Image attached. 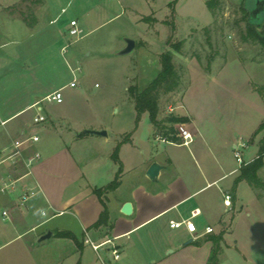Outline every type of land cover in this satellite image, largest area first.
<instances>
[{
  "label": "crops",
  "instance_id": "obj_1",
  "mask_svg": "<svg viewBox=\"0 0 264 264\" xmlns=\"http://www.w3.org/2000/svg\"><path fill=\"white\" fill-rule=\"evenodd\" d=\"M8 15L12 17V11L9 10ZM72 20L79 24V18ZM55 21L56 18L50 22ZM34 22H38V16ZM235 61L239 66L247 63L243 58ZM251 62L264 64L262 60ZM230 64L227 57L212 58L207 72L199 73L217 82L212 96L215 100H208V105L216 111L226 108L231 97H242L234 79L238 75L233 69L225 72L223 79L212 74ZM260 84H264V78ZM257 89L255 85L254 92L262 102L264 93ZM186 92L184 88L182 108ZM41 101L35 99L21 105L0 122L5 126L0 132V187L9 184L4 192L0 191V216L7 223L0 224V249L18 243L7 252L2 264L14 261L17 264H96L95 251L84 243L85 232L96 242L117 237L121 249L119 264H219L220 258L226 256L224 246H229L226 235L233 231L232 222H223L224 212L240 209L247 210L249 215L250 204L256 212H261L262 188L253 187L246 180L238 183L236 180L241 168L258 157L264 138L263 120L251 125L195 124L187 109L182 115L189 119L186 124L194 137L191 144L157 140L159 131L151 121L154 136L151 148L135 144L130 134H120L109 144L106 138L109 135L87 131L94 127L66 128L54 122L41 124L48 120L46 115L45 120L36 122V116L44 115L40 112L43 110L39 106ZM244 103L247 104L246 99ZM133 105L136 111L134 100ZM35 106H39V112L29 114ZM165 108L162 106L159 120L161 125L168 127L174 117L164 121ZM25 114L29 116L20 118ZM33 135H38L39 140L23 144V157H10L17 140ZM119 142H122L120 184L104 196L110 221L96 227L94 224L104 205L94 190L115 179L119 164L112 154ZM162 144L164 150L160 151ZM240 144H245L244 149L250 144L252 148L257 146L258 151L246 161L242 157V162L238 159L235 162V150ZM36 152L41 158L28 167L25 159ZM153 162L163 166L156 180L147 175ZM262 171L263 168L259 171L261 178ZM247 187L250 196L245 194ZM31 189L35 195L22 204V195ZM225 194L231 195L230 207L224 203ZM126 202L132 204V212L128 215L122 212ZM4 211L8 213L6 216ZM194 211L198 213L192 216ZM183 220L188 224L171 227V221ZM216 223L221 226L219 231L214 228ZM208 227L212 232H207ZM48 232H52L51 237L42 239ZM60 232H70L72 236H61ZM212 236L223 238L220 257L214 261H211L215 249Z\"/></svg>",
  "mask_w": 264,
  "mask_h": 264
},
{
  "label": "rangeland",
  "instance_id": "obj_2",
  "mask_svg": "<svg viewBox=\"0 0 264 264\" xmlns=\"http://www.w3.org/2000/svg\"><path fill=\"white\" fill-rule=\"evenodd\" d=\"M207 1L0 0V122L21 105L41 100L65 85L62 103L47 100L39 103L43 107L40 112L49 117L41 124L54 122L66 128L86 126L94 127L88 130H106L109 144L120 134H130L135 144L152 148L150 117L144 114L136 126V111L128 88L146 87L161 70L160 57L165 51L173 52L182 80L177 91L161 95V108L167 107L164 121L170 116L186 117L182 114L188 109L195 124L264 122V100L261 102L254 92L255 85L258 92L263 86L260 83L264 64L251 62L264 61V50L258 43L242 39L241 33L246 28L241 9L244 0H221L216 15ZM54 18L56 21L50 22ZM73 18H79L82 29L78 38L69 33ZM127 38L134 39L136 47L121 54ZM180 40L184 44L181 52H177L172 45ZM66 43L71 45L63 50ZM217 57H227L231 64L212 74L223 79L225 72L233 69L242 95L231 97L222 111L208 105V100H215L212 96L217 82L199 74L207 72L209 61ZM236 58L245 59L246 65L239 66ZM75 77L77 86L68 85ZM184 88L186 107L182 108ZM39 106L33 107L29 114L39 112ZM176 124L187 125L182 121ZM4 129L0 124V132ZM159 147L164 150L163 144ZM241 149L245 161L258 151L251 144ZM234 160L237 162V158ZM262 168L260 178L264 182ZM246 190L245 194L250 196L249 187ZM259 207L261 212H256L250 204L251 215L240 209L224 212L223 222H232L233 231L226 235L229 246H224L226 256L220 258L219 264H264V200ZM0 224H7L1 216ZM214 228L219 231L221 226L216 223ZM17 244L0 249V264ZM221 249L222 246L215 260L219 259ZM103 254L109 256L106 247Z\"/></svg>",
  "mask_w": 264,
  "mask_h": 264
},
{
  "label": "trees",
  "instance_id": "obj_3",
  "mask_svg": "<svg viewBox=\"0 0 264 264\" xmlns=\"http://www.w3.org/2000/svg\"><path fill=\"white\" fill-rule=\"evenodd\" d=\"M207 4L213 13L216 15V10L219 8L221 4V0H208ZM241 9L244 13V19L246 21L245 31H242V39L244 41H253L258 43L261 48L264 50V24L261 28L251 23L249 20L250 12L246 10L244 6V1L242 3ZM29 25H32L30 23ZM184 44L183 40L176 42L172 45V47L177 51L181 52L182 45ZM161 70L155 76V78L143 89L135 86H131L128 88L131 98L135 102L137 116L136 123L138 125L141 117L144 113H148L152 123L157 127L158 134H161L167 137L170 140L177 141L178 138L172 135L175 132V124L179 122L189 121L187 117H183L180 119L174 118L171 122L170 126H163L159 120V115L161 113V101L162 94H168L175 92L179 89L181 84V75L179 67L175 64L174 54L171 51H165L161 54ZM261 93H264V84L261 88H259ZM128 139V138H125ZM122 142L116 146L112 158L119 164V171L115 177V179L110 182L108 185L96 188L94 191L97 196L101 199L104 205V210L102 211L99 220L94 224V226L99 227L101 225L109 224V211L104 200V196L109 191L116 189L120 184V176L122 173V163L119 158V149ZM264 166V138L261 140L259 154L256 159L248 164L244 165L240 170V175L238 176L236 183L241 180H246L250 185L255 188L264 187V182L259 176L260 169ZM61 236H72L70 232H60ZM211 240H213L215 249L211 256V261L216 259V256L220 250L221 242L223 240L222 236H212ZM210 264V263H209Z\"/></svg>",
  "mask_w": 264,
  "mask_h": 264
},
{
  "label": "built area",
  "instance_id": "obj_4",
  "mask_svg": "<svg viewBox=\"0 0 264 264\" xmlns=\"http://www.w3.org/2000/svg\"><path fill=\"white\" fill-rule=\"evenodd\" d=\"M71 27L69 28V33L73 37H80L81 34V29L79 28V24L77 20H71L70 22ZM72 43V42H71ZM71 43L67 44L63 50H66ZM68 85L75 87L77 86V78L75 77L73 81H71ZM65 86L53 91L52 93L48 94L45 96L42 100H47L50 102H57V103H62L63 102V89ZM46 117L43 114H39L38 116L35 117L36 122H40L45 120ZM178 138L177 141L175 140H170L167 137L157 134L156 139L160 141H166V142H172V143H179L181 145H190L191 142L193 141V133L189 129L187 125H182V124H175V132L172 134ZM29 140L32 141H38L39 136L38 135H33L29 137L26 140H17L14 143V152L10 155V157L14 158H21L23 157L21 147L23 144ZM240 147H245V144H240ZM235 155L237 159L242 162V155L243 152L242 150L237 147L235 150ZM41 158V154L39 152L34 153L32 156L28 157L25 159L26 165L28 167H31L35 161L39 160ZM9 187V184H4V186L0 187V191L4 192L7 188ZM33 195H35L34 190H28L26 191L21 198V203L25 204ZM224 203L226 206L230 207L232 202H231V195L230 194H225L224 195ZM198 212L194 211L192 213V216L196 215ZM3 214L6 216L8 213L7 211H4ZM183 224H188L187 220H183L182 222H176V221H171V227H179ZM212 228L208 227L207 232H212ZM117 237H108L105 238L101 242H96L94 241L88 234V232H85V239L84 243L88 244L96 253V264H119L121 260V249L120 246L116 242ZM106 247V251L109 254V256L103 254V250Z\"/></svg>",
  "mask_w": 264,
  "mask_h": 264
},
{
  "label": "water",
  "instance_id": "obj_5",
  "mask_svg": "<svg viewBox=\"0 0 264 264\" xmlns=\"http://www.w3.org/2000/svg\"><path fill=\"white\" fill-rule=\"evenodd\" d=\"M244 6L246 10L250 12L249 20L251 23L255 24L259 28L264 24V0H244ZM126 47L120 51L121 54L130 53L136 47V41L132 38H127ZM88 132L95 133L102 136H107L108 132L106 130H87ZM163 166L158 162H153L148 169L147 175L150 179L156 180L159 175L160 170ZM122 212L125 214H131L132 204L131 202H126L122 208ZM52 232L45 234L42 239L51 237Z\"/></svg>",
  "mask_w": 264,
  "mask_h": 264
}]
</instances>
